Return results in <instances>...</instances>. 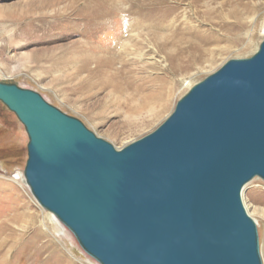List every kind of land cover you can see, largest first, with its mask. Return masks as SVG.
Segmentation results:
<instances>
[{
    "label": "water",
    "instance_id": "1",
    "mask_svg": "<svg viewBox=\"0 0 264 264\" xmlns=\"http://www.w3.org/2000/svg\"><path fill=\"white\" fill-rule=\"evenodd\" d=\"M29 138L24 178L99 264H263L242 202L264 181V37L117 150L38 93L0 82Z\"/></svg>",
    "mask_w": 264,
    "mask_h": 264
},
{
    "label": "rangeland",
    "instance_id": "2",
    "mask_svg": "<svg viewBox=\"0 0 264 264\" xmlns=\"http://www.w3.org/2000/svg\"><path fill=\"white\" fill-rule=\"evenodd\" d=\"M128 2L0 0V82L38 93L120 150L162 125L191 87L232 59L252 57L263 41L264 0H202L192 10L187 7L188 0L146 1L150 2L152 17L160 19L180 13L175 27L126 34L124 43L131 40L132 46L122 43L120 50L135 77L132 89H90L84 84L87 73L76 77L80 63L67 59L79 56L85 42L112 43L113 32L121 30L119 17L131 6ZM87 5L97 6V15L107 14V5L115 6L112 14L116 19L109 30L106 25L98 36L93 34ZM189 30L191 34L198 33L196 49L182 50L181 67L171 71L168 54L188 46L187 39L192 38ZM125 32L123 29L122 36ZM176 35L179 39L184 37V42L172 46L174 40L177 42ZM142 51L146 55L137 56ZM139 87L142 93L134 90ZM144 95L165 99L149 102L144 101ZM28 142L24 126L0 102V237L13 242V236H19L15 238L17 245L7 255L9 264H97L81 249L74 235L39 206L24 183ZM242 202L256 223L264 264V181L258 178L250 182L242 191ZM55 222L62 231L53 229ZM45 225L50 231L45 230ZM15 253H20L19 257Z\"/></svg>",
    "mask_w": 264,
    "mask_h": 264
},
{
    "label": "bare ground",
    "instance_id": "3",
    "mask_svg": "<svg viewBox=\"0 0 264 264\" xmlns=\"http://www.w3.org/2000/svg\"><path fill=\"white\" fill-rule=\"evenodd\" d=\"M140 1H142V0H140ZM146 1H150V0H144L143 2H139V0H129L128 4H131V6H129V8L126 10V13L122 17H119V20L121 19L120 21L118 20L120 25H121V27H120L121 30L116 29L113 32L112 38L110 37L112 43L107 44V45H102V44L98 45L94 41L88 42V43L85 42V48L79 54V56H74V57H71L70 59H67L68 62L76 60L77 63H80V65L76 71L77 72L76 77L79 78L80 76L87 73L88 75L84 76L85 77L84 78V80H85L84 84L89 85L90 89L101 91V90H105L108 88V89H112L113 91L117 90V91H121V92H122V90L132 89V85H133V81H134L135 77L131 75V72H130L131 69H129V61L125 60L124 55H123L122 51L120 50L122 43L125 44L124 38H126V34H129L130 31L133 32L134 30H140V29H146V30L156 29V30H158L161 28L163 30H166L167 28H170V27L174 28L175 27V24L178 21L177 19L180 17V13L176 14L174 16H164L163 18H160V19L156 18L155 16L152 17V16H150V12H149L150 2H146ZM201 2H202V0H188L187 7L190 10H192L195 7H197L198 5H200ZM87 6L90 10V14H89L90 18H89L88 25L93 30H95L93 32V34L98 36L102 31L105 30L106 25L108 26L107 29L109 30L111 24L114 23V20L116 19V16H114V14H112V12L114 11L113 7H115V6H111V5L108 6L107 5L106 9L108 10V13L105 15H97V11H98L97 6H90V5H87ZM184 16H185V20L188 19L187 15H184ZM187 23H189V22H187ZM123 29H126V32L122 36V30ZM176 29H178L177 26H176ZM188 34L190 35V37H192V38L187 39L188 46L182 47L183 49L179 50L176 53H169L168 54L169 55L168 67L170 68L171 71L181 67L182 60L179 59V55L182 53V50H184V49L195 50L196 49L194 47V44H197L196 39H197L198 33L192 32V34H191L190 30H189ZM183 36H185V38H186V34H184ZM179 37H180L179 35L175 36V39H177V42L174 40L172 42V46H176V45L179 46L180 43L184 42L181 40H183L185 38L182 37L181 39H179ZM179 41H181V42H179ZM125 42L127 43V44H125L126 47L132 46L131 40L128 41L126 39ZM163 47L165 48L166 46L163 45ZM122 48H124V46ZM156 52H158V51H156ZM133 53H134L133 55H136V51H133ZM143 55H146V54H144L142 51L137 56H143ZM163 58L166 60V62H168V60L166 59V56H164ZM91 83H92V85H90ZM134 90L138 93L143 92V89L141 87L136 88V89L134 88ZM151 99L160 100L161 102H163L165 99V96L161 97L160 95H144V101L150 102ZM258 178L259 177H256L254 179H258ZM259 179H261V178H259ZM23 181H25L24 177H23ZM252 181H250V182H252ZM24 183L29 188L26 181ZM54 220H57V219L55 218ZM55 223L56 224L53 226V229H55V231H57V232H60V230L62 231V229L60 228V224H58V222H55ZM45 227H46V229H45L46 231H50L48 226L45 225ZM63 229H65V228H63ZM2 230L5 231L4 228H2ZM1 234L2 233H0V235ZM38 236H40V233H38L37 237ZM72 236H73V234H72ZM13 237L16 238L19 236H13ZM15 238L12 239L13 242H10L9 240L2 239L0 237V264H9L10 261L8 260L7 255L17 245ZM21 250H22V248H21ZM15 254H14L15 257H19L18 255L20 253H18L16 255ZM95 263L99 264L97 261H95Z\"/></svg>",
    "mask_w": 264,
    "mask_h": 264
}]
</instances>
